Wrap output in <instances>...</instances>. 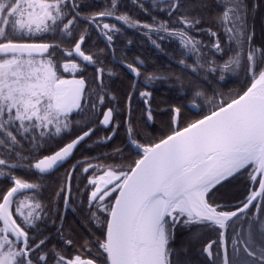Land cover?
<instances>
[{"label": "snow or ice", "instance_id": "obj_1", "mask_svg": "<svg viewBox=\"0 0 264 264\" xmlns=\"http://www.w3.org/2000/svg\"><path fill=\"white\" fill-rule=\"evenodd\" d=\"M144 2L147 0H132L141 8ZM150 2L154 10L166 13L169 19L153 16L151 23L141 22L127 12H120L119 0H106L102 10L87 15L78 10L82 7L80 0H0V177H6L13 185L0 191V264H101V259L103 264H173L172 256H179V252L170 244L178 225L198 229L191 233L192 240L200 239L202 228L210 227L218 233V239L209 240L202 248L210 264H264V216L261 215L264 209V49L252 46L255 33L248 23L247 0H217L222 11L213 19L222 27L227 47H222L218 39L207 45L192 35L195 30L207 32L210 37L218 36L211 28L197 27L202 18L194 13L207 7L206 0ZM252 8H256L255 3ZM174 16L172 23L179 25L176 28L170 24ZM106 19L115 22H103ZM80 21L95 28L110 49L115 36L122 35L125 27L141 31L161 51L162 46L157 39H152L153 35L159 40L176 39L181 52L177 63L202 74L204 80L217 71L220 80L225 78V73L238 72L243 67L247 45L246 74L251 76V82L242 94L230 95L228 99L217 92L208 97L198 82L185 84L175 73L145 75L140 67L144 64L142 59L137 57L128 63L122 58L120 63L134 76L144 75L146 83L175 78L181 88L192 90L194 107L198 106L196 98H200L212 103L213 108L202 118L180 128L181 107L171 106V121L175 126L171 134L149 144H141L134 138V128L126 118L129 141L140 152L137 159L127 166L93 164L87 159L72 166L51 204L63 196L65 207L70 206L71 181L79 164H86L82 169L85 174L98 169L102 174L90 176L85 189L91 188L88 192L90 218L97 226L106 224V231L103 239L85 240L69 256L66 248L73 246L74 241L65 238L67 234L62 227L58 229V236L64 247H45L50 237L41 235L40 225L55 213V208L49 211V205L39 198L41 184L28 182L13 171L21 168L37 170L41 175L50 173L95 131V127L87 126L89 123L99 119V125L112 126L116 109L103 106L106 98L115 97L104 77L111 78L116 72L105 69L103 61L98 59L105 49L94 53L83 50L90 31L86 26L77 36L75 30ZM48 33H59L61 39L74 40L65 53V62L58 63L51 52L61 47L60 43L29 42ZM225 51L229 53L227 59L219 62L216 56L224 55ZM189 56L194 61L191 64L187 62ZM88 65L95 67L96 87L92 89L87 88L82 75L64 79L59 73L62 68L64 72L71 70L75 76ZM131 95L130 92L129 101ZM217 96L221 99L213 103ZM140 97L144 99L147 119L152 121L151 92L141 91ZM73 113L83 118L75 123L83 122L87 130L54 153L29 162L32 158L24 152L35 149L38 153L46 140L69 132L74 123ZM115 130L102 140H111ZM25 144L29 145L28 149ZM115 151L118 153L120 149ZM249 166L253 168L249 178L253 185L258 181L259 189H249L247 197L230 206L232 210H222L229 205L212 202L217 186ZM22 190L29 194L20 199ZM114 194L115 200L111 201ZM252 208L255 211L249 214ZM102 214H106V220L101 218ZM60 219L63 220V215ZM230 226L231 237L228 236ZM92 243L99 252L93 258H83L81 249L90 252Z\"/></svg>", "mask_w": 264, "mask_h": 264}, {"label": "trees", "instance_id": "obj_2", "mask_svg": "<svg viewBox=\"0 0 264 264\" xmlns=\"http://www.w3.org/2000/svg\"><path fill=\"white\" fill-rule=\"evenodd\" d=\"M80 2L82 7H80L78 10L81 12V14L87 15L102 10L105 7L106 0H80ZM206 3L207 7L205 9L198 13H194V15H198L202 18V23L197 27L200 29L211 28L213 31H217L218 36L210 37L207 32H196L195 30L192 31V35L207 45L214 43L218 39L222 47H227V37L225 36L222 27L219 26L213 19V16L217 13H220L222 8L217 3V0H206ZM254 3L256 4V8L253 10L252 6ZM119 5L120 12H127L132 15L133 18L141 22L151 23L153 16L160 20L169 19L166 13L154 10L152 4L148 0L147 2L143 3V8L134 5L132 0H119ZM247 5L249 9L248 23L250 27L254 28L255 33L252 46L254 48L258 47L264 49V0H247ZM143 9H147V12H145ZM176 15L178 16L180 13H177ZM175 19L176 17L174 16L170 21L171 27L173 28L179 27L178 24L172 23V21ZM86 26L89 27L90 34L83 44V50L86 53H94L97 49H105L104 55L99 56L98 59L103 61L105 69L111 68L116 72V75L111 78H109L107 75L104 77L109 91L115 98H106V102L103 106L104 109H107L108 107H114L116 112L114 114L112 126L109 128L99 125V119H95L93 123H89L87 125L88 127H95V131L90 137L86 138L79 144L75 152V157L87 158L99 156V158L96 159V164L127 166L139 156V152L129 146L120 150L118 153L112 152L109 155L104 156H102V154H108V152L119 148L125 142L123 120L126 111V99L130 92L133 79L123 67L114 64V62L111 60L109 49L101 40L95 28H91L90 26L86 25L84 21H80L79 28L75 30L76 35L78 36L80 30ZM121 27L123 26L121 25ZM128 31H130V29L125 27L123 28L122 35L115 36L113 45L114 52L119 59L126 58L127 62H132L137 57L142 59L144 64L142 65L141 72L145 75L152 72H155L157 75L175 73L181 76V79L185 84H187L188 81L198 82L206 91L208 97L213 96V93L217 92L222 93L223 98L225 99H228L230 95L242 94V92L246 90L251 82V76L246 74V56L248 51L247 45H245L243 52V67L238 72L225 73V78L220 80V73L217 71L216 73L209 74L208 79L204 80L201 78L202 74L193 73L190 69H186L177 63V61L181 58V52L176 39L159 40L156 35H153L152 39H157L161 44L163 49L161 51L156 49L141 31L131 29V36L127 35ZM129 41H131L130 44L126 43ZM29 42L60 43L61 47L52 49L51 52L54 54L58 63H63L66 59L65 53L74 43V40L68 41L66 39H61V35L59 33H48L38 35L32 38V40ZM204 51L207 52L208 50L204 49ZM228 55L229 53L225 51L224 55H217L216 59L219 62H223L225 59H227ZM259 55L260 54L257 53V56ZM187 62L189 64L193 63V58L191 56L187 57ZM59 73L63 77L74 76L71 70L64 72L62 68L59 69ZM80 75L86 79V85L88 89L96 87L94 66L88 65L84 67L82 73L75 76L80 78ZM139 79L141 83L137 86L135 95L131 101L130 123L134 128V138H136L141 144L154 143L162 138L163 135L171 133L173 130L171 121L172 113L169 110L171 106L175 105L181 107L182 111L179 120V127L184 126L183 124L185 123H189L190 121L201 118L213 108L212 103H206L204 100L196 98L197 105L200 108L199 112L194 113L190 111L187 108V104L191 103L193 99L192 90L187 87L181 88L180 81H177L175 78L166 81L158 80L152 83H146L144 75H141ZM120 81H122V83H119ZM141 91L151 92V108L153 115L152 121H147L145 119V116H147L145 111L146 106L144 103L137 101V98L140 97L139 93ZM220 99L221 97L217 96L213 103H218ZM100 117H102V111L100 113ZM71 119L74 123L69 132H64L57 138L46 140L43 143V148L40 149L38 153L35 149H33L31 152L25 151L24 155L31 156V160L48 155L74 139L76 136L80 135L83 131L87 130V128L84 127L83 122L79 125L75 123L77 120L83 121V118L80 115L73 113L71 115ZM117 124L118 127H116ZM113 128L116 129L114 139L103 141L102 138L111 134L113 132ZM24 147L25 149H28L29 145L25 144ZM9 162L12 161L10 160ZM81 167L73 174V176L75 175L71 182L73 191L75 190L74 184L78 182L77 177L88 174L83 173ZM252 172V167H246L245 170H241L240 173L234 175V177L230 178L223 185L217 186V189L213 194L214 199L212 202L216 204H227L229 207L222 210H232L230 207L232 204L242 201L249 194V189H251L249 177ZM13 174L29 181L34 180L33 178H29V176L32 174V171L28 169L17 168L13 171ZM257 184L258 181L255 183V185H253V187L256 188ZM9 186V180L6 177H0V191H6ZM43 190L44 189H40V191ZM79 198L84 201V207H88V198L83 194H79ZM253 210L250 211V214ZM261 215L264 216V209L261 210ZM101 218L106 220V214H102ZM104 225L105 224L98 226L97 231L101 237L103 234ZM207 229L208 231L205 228L199 229V231L202 233L200 239L192 240L191 233L197 231L198 229L193 227L191 230H189L183 225L177 226L175 229V239L171 242L170 246L175 249L176 252H179V256L173 254V264H177V261H179L180 264H210L206 255L202 253V248L207 241L218 239V233L213 231L210 227ZM231 235L232 229L230 226L228 229V236L231 237ZM230 242L231 241L229 239V243ZM215 251L216 248L214 247L213 252Z\"/></svg>", "mask_w": 264, "mask_h": 264}, {"label": "flooded vegetation", "instance_id": "obj_3", "mask_svg": "<svg viewBox=\"0 0 264 264\" xmlns=\"http://www.w3.org/2000/svg\"><path fill=\"white\" fill-rule=\"evenodd\" d=\"M148 1H150V0H148ZM103 22H113V20L106 19ZM131 34H132V31L130 29V31L127 32V35L131 36ZM101 40L105 44V41L102 38H101ZM126 43H128V42H126ZM108 49H109V53H110V58L114 62V64L123 67L130 74V76L133 79L132 84H131V89H130V92L131 93L133 92L131 99L129 101L130 111H129V113H127V103H128V98H129V94H128L127 99H126L125 117L123 120V127L125 130V134H124V141L125 142L117 149L122 150L128 146L131 147L132 149H135L133 146H131L128 143L127 125L125 123V120H126V118L130 120V117H131V101L135 95V91H136L137 86L141 83V81L139 79L140 77L137 78L136 87L133 91V82L135 81L134 75L127 68H125L122 65V63H120L121 59H119L116 56L114 49L113 48H111V49L108 48ZM111 51L113 52L114 58L111 55ZM134 60L132 62H134ZM132 62H128V63H132ZM140 67L142 68V66H140ZM64 78H68V77H64ZM70 78L73 79V78H79V77L71 76ZM119 83H122V81H120ZM139 95H140V93H139ZM137 101L140 103H144V99L141 97H138ZM145 119L148 121L147 116H145ZM172 126H173V124H172ZM164 136H166V135H163V137ZM112 139H114V136L112 137ZM76 150H77V148H76ZM76 150L74 151L72 157L69 160H67L65 163H63L61 166H59L58 168H56L54 171H52L50 173L41 175L38 172H36L35 170H31L32 174L29 176V178H33L34 180L33 181L27 180L28 182L40 183L41 184L40 189H44V190L40 191V189H39V198L43 201V203H45L46 205H49V211H51L52 207L55 208V213L53 215H50L48 218H46L45 221H43V223L40 225V227L42 229L41 235L42 236L47 235L50 237L49 240L47 241V244L45 245V247L47 248V247H51L53 245H55L58 249L64 247L63 242L59 239V236H58V229H60L62 227L63 231L67 234L65 236V238L66 239L70 238L74 241L73 246L66 248V252L69 256L76 253V248L83 241H85V240L95 241L96 238L103 239L104 229H105V225H104L103 234L101 237L99 235V232L97 231L98 226L90 218V213L88 211V207L85 208L84 207V201H82V199L79 198V194H83L84 196H86L88 198V192L91 191V188H88L86 191L85 186L87 185L88 178L90 176L102 174V172L99 171L98 169L90 170L87 175H81V176L77 177L78 182H76L74 184V188H75L74 191H73V186H71L72 196L70 199V206L65 207L64 201H63V196H61L58 200H56L54 205L51 204V202L53 201V199L55 197V193L63 186V181L66 179L67 172L72 168V166L74 164H77L78 161H82L85 159H87L90 163L96 164V162H97L96 159L99 158V156L98 157L97 156L96 157H87V158H76L75 157ZM135 150L137 151V149H135ZM112 152H116V151L113 150L111 152H108V154H102V156L109 155ZM52 153H50V154H52ZM50 154H48V155H50ZM39 158H37V159H39ZM35 160H31L30 162H34ZM82 164L83 163L79 164L76 167L75 171L76 170L78 171V169L81 167ZM84 167H86V164L82 165L81 169H83ZM74 177H75V175L72 177V179ZM9 183H10V186H9V188H10L13 185L10 181H9ZM249 184H250V188H252L253 182L250 180V178H249ZM257 186H258V184H257ZM257 186H256V188H257ZM22 193L23 194L18 198L22 199L23 195L29 194L27 192H23V190H22ZM114 195H112L111 197L113 198ZM112 198H110V200H112ZM73 209H75V211H73ZM251 210L255 211V208H252ZM61 215H63L62 221L60 219ZM205 229L208 231L207 228H205ZM206 243H208V241ZM90 248H91L90 252L87 250L81 249V251L83 252V258H93L99 252V249L95 243H92L90 245ZM229 250L231 251V243H229ZM101 264H103V259H101Z\"/></svg>", "mask_w": 264, "mask_h": 264}, {"label": "water", "instance_id": "obj_4", "mask_svg": "<svg viewBox=\"0 0 264 264\" xmlns=\"http://www.w3.org/2000/svg\"><path fill=\"white\" fill-rule=\"evenodd\" d=\"M111 55H112V57L114 58V55H113V52L111 51ZM122 65L124 66V64L122 63ZM125 67V66H124ZM126 68V67H125ZM133 74V73H132ZM134 75V74H133ZM134 78H135V82H136V80H137V78L138 77H136V76H134ZM133 91H134V89H133ZM133 93V92H132ZM132 96V95H131ZM187 107L189 108V110H191L192 112H194V113H198L199 112V107L198 106H196V107H194L193 105H192V103H189V104H187ZM127 113H129V98H128V103H127ZM173 127H175L174 125H173ZM185 127V126H184ZM183 128V127H182ZM171 134V133H170ZM169 135V134H168ZM157 142V141H156ZM128 143L131 145V146H133L135 149H137L134 145H132L131 143H130V141H129V137H128ZM77 148V147H76ZM76 148H75V150H76ZM74 150V151H75ZM137 151L139 152V150L137 149ZM140 153V152H139ZM73 155V154H72ZM72 155H71V157H72ZM70 157V158H71ZM70 158H68L67 160H69ZM66 160V161H67ZM65 161V162H66ZM65 162H63V163H65ZM62 163V164H63ZM61 164V165H62ZM61 165H59V166H61ZM59 166H57L56 168H58ZM55 168V169H56ZM54 169V170H55ZM54 170H52V171H54ZM36 172H38L37 170H35ZM51 171V172H52ZM257 175H259V173H257ZM257 190L259 189V184H258V186H257V188H256ZM259 199V198H258ZM115 200V196H114V198H113V200L112 201H114ZM106 231V225H105V230H104V232Z\"/></svg>", "mask_w": 264, "mask_h": 264}, {"label": "rangeland", "instance_id": "obj_5", "mask_svg": "<svg viewBox=\"0 0 264 264\" xmlns=\"http://www.w3.org/2000/svg\"><path fill=\"white\" fill-rule=\"evenodd\" d=\"M62 78H64L63 76H62ZM64 79H71L70 77H68V78H64ZM190 122H192V121H190ZM188 123H185V124H183L184 126L185 125H187ZM183 127V126H182ZM231 243V242H230Z\"/></svg>", "mask_w": 264, "mask_h": 264}]
</instances>
